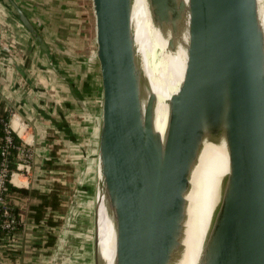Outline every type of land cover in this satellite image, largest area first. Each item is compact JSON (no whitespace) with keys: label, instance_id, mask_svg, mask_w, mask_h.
I'll use <instances>...</instances> for the list:
<instances>
[{"label":"water","instance_id":"water-1","mask_svg":"<svg viewBox=\"0 0 264 264\" xmlns=\"http://www.w3.org/2000/svg\"><path fill=\"white\" fill-rule=\"evenodd\" d=\"M30 34L79 108L88 103L41 26L14 1ZM97 91L92 264H107L100 209L115 232L112 264H178L188 195L207 142L224 143L229 172L198 264H264V24L259 0H147L152 22L181 45L186 67L163 133L136 42L134 0H90ZM9 57V51L1 47ZM166 51V50H165Z\"/></svg>","mask_w":264,"mask_h":264},{"label":"crops","instance_id":"crops-1","mask_svg":"<svg viewBox=\"0 0 264 264\" xmlns=\"http://www.w3.org/2000/svg\"><path fill=\"white\" fill-rule=\"evenodd\" d=\"M14 1L32 22L41 26L62 68L84 95L88 110L84 112L79 108L65 83L53 72L15 17L9 0H0V114H7L13 133L33 152L30 172L19 173L13 186L42 192V184L54 181L64 185L63 194L68 196L73 178L93 146L88 138L97 127V83L94 65L83 54L82 13L73 0ZM1 47L8 49L9 57ZM89 175L93 176V172ZM66 177L71 181L69 186L63 181ZM87 187L88 184L85 189ZM63 198L61 196L67 208L69 201ZM10 199L20 210L24 224L16 239L0 241V264H63L74 247L66 237L64 239L65 234L61 232L64 224L57 225L65 219L64 213L53 212L52 215L46 208L45 217L37 221L30 209L29 197L14 194ZM67 210L65 216L70 208ZM49 215L55 218L54 225L47 223ZM50 241H54L51 248L48 247Z\"/></svg>","mask_w":264,"mask_h":264},{"label":"bare ground","instance_id":"bare-ground-1","mask_svg":"<svg viewBox=\"0 0 264 264\" xmlns=\"http://www.w3.org/2000/svg\"><path fill=\"white\" fill-rule=\"evenodd\" d=\"M259 1L264 24V0ZM133 23L149 85L158 97L155 126L157 131L163 133L168 117V101L180 87L187 55L181 45L174 52L167 51V39L154 26L147 0H134ZM228 172L225 144L207 142L192 177V190L188 195L185 249L178 264H198L212 222L218 192ZM100 216V247L106 263L112 264L115 232L103 207L100 209Z\"/></svg>","mask_w":264,"mask_h":264},{"label":"rangeland","instance_id":"rangeland-1","mask_svg":"<svg viewBox=\"0 0 264 264\" xmlns=\"http://www.w3.org/2000/svg\"><path fill=\"white\" fill-rule=\"evenodd\" d=\"M77 9L81 11V21L83 24L84 31V57H89L91 60L92 52V12H91V2L90 0H73ZM90 142H93V146L89 153L85 155V164H83L81 169L78 170V174L73 178L74 183L72 189L67 193H61L64 197L63 200L69 201L67 204L64 214L67 213V209L70 208V212L67 216H64L66 220L61 221L62 226L61 232L66 239L73 244L72 251L68 252L70 255L67 257L63 264H92V237H93V176H88L89 173L93 172L94 162H95V142H96V131L91 134L88 138ZM61 157L56 155V159ZM49 169H56V167L48 166ZM63 168V167H62ZM51 179V178H50ZM49 179V180H50ZM64 183L69 186L68 178L63 180ZM59 182H52L42 184L44 186L43 191L48 192L53 188V185ZM88 187L85 189V185ZM71 185V184H70ZM66 211V212H65ZM72 211V213H71ZM64 222V223H63ZM68 235V236H67ZM72 238V242L71 239Z\"/></svg>","mask_w":264,"mask_h":264},{"label":"built area","instance_id":"built-area-1","mask_svg":"<svg viewBox=\"0 0 264 264\" xmlns=\"http://www.w3.org/2000/svg\"><path fill=\"white\" fill-rule=\"evenodd\" d=\"M12 134L13 131L7 122L4 142L0 145L2 156L0 164V241L16 239L20 227L24 224L22 214L11 202L7 190L8 184L15 185L14 180L19 173L28 174L30 172L33 162L32 150L23 145L21 141L19 145L14 146ZM12 150L16 153L14 160L11 158ZM11 164L16 165V170L10 168Z\"/></svg>","mask_w":264,"mask_h":264},{"label":"trees","instance_id":"trees-1","mask_svg":"<svg viewBox=\"0 0 264 264\" xmlns=\"http://www.w3.org/2000/svg\"><path fill=\"white\" fill-rule=\"evenodd\" d=\"M7 122H8L7 114H0V145H2L4 142ZM12 137H13V145L14 146L19 145L20 144L19 138L14 133L12 134ZM15 154H16L15 151L12 150L11 158H13V160H14ZM1 161H2V156H1V149H0V164H1ZM10 168L12 170H16V165L11 164ZM65 191L66 189L64 185L60 183H55L53 185V188L50 189V191L48 192H45V191L41 192V190L39 191V190H34V189L32 190L19 189V188L14 187L11 184H8L7 194L8 196L16 194L21 197H29L31 200L30 209L33 211V214L35 215V219L37 221H40L41 219L45 217V211H47L46 208H48V210L50 209L49 211L52 212L51 213L52 215L54 214L53 212H59V213L64 212L65 207L61 199V193ZM54 219L55 218L49 215L47 223L54 225V222H53ZM57 225L58 226L61 225L60 221L57 222ZM19 231H21V229H19ZM53 244H54V241H50L48 244V247L51 248Z\"/></svg>","mask_w":264,"mask_h":264}]
</instances>
